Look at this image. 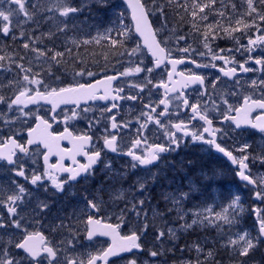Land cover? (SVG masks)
<instances>
[{"label":"snow or ice","instance_id":"6c2138e0","mask_svg":"<svg viewBox=\"0 0 264 264\" xmlns=\"http://www.w3.org/2000/svg\"><path fill=\"white\" fill-rule=\"evenodd\" d=\"M0 264H264V0H0Z\"/></svg>","mask_w":264,"mask_h":264},{"label":"flooded vegetation","instance_id":"af4514ba","mask_svg":"<svg viewBox=\"0 0 264 264\" xmlns=\"http://www.w3.org/2000/svg\"><path fill=\"white\" fill-rule=\"evenodd\" d=\"M230 46H231V44H229L228 47H230ZM203 162L206 163L209 167H217V168L223 167L226 164V161L222 158L221 159H209V158L205 157ZM220 184L223 185V187L226 190H229L233 186H236L231 175H226L222 178H219L217 181V185L220 186Z\"/></svg>","mask_w":264,"mask_h":264},{"label":"trees","instance_id":"16d2710c","mask_svg":"<svg viewBox=\"0 0 264 264\" xmlns=\"http://www.w3.org/2000/svg\"><path fill=\"white\" fill-rule=\"evenodd\" d=\"M228 43H225V42H221V46L222 47H226Z\"/></svg>","mask_w":264,"mask_h":264},{"label":"rangeland","instance_id":"374dc122","mask_svg":"<svg viewBox=\"0 0 264 264\" xmlns=\"http://www.w3.org/2000/svg\"><path fill=\"white\" fill-rule=\"evenodd\" d=\"M248 223L251 224V220H249Z\"/></svg>","mask_w":264,"mask_h":264}]
</instances>
